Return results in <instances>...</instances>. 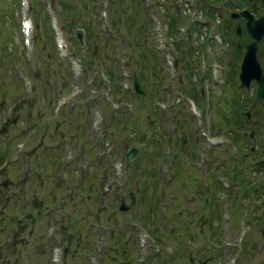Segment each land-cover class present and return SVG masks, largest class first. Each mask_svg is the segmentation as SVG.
I'll return each mask as SVG.
<instances>
[{
	"label": "rangeland",
	"instance_id": "rangeland-1",
	"mask_svg": "<svg viewBox=\"0 0 264 264\" xmlns=\"http://www.w3.org/2000/svg\"><path fill=\"white\" fill-rule=\"evenodd\" d=\"M14 1L0 0V264H48L45 258L48 246L54 242L53 239L63 235V254L67 264L85 263L84 253L89 250L91 235H94L96 245L87 255V264H130L137 255L138 264L162 263L159 261H165V264H264V237L259 231L261 228L264 232V163L259 168L254 166L256 155L250 154L248 148L252 140L247 134L249 128L255 136L264 134V102L259 98L252 100L254 82L251 81L247 88L239 87L234 74L232 81L226 80L221 87L228 93H223L222 100L226 101L227 95H234L236 130L243 128L246 135H237L234 157L220 156L223 158L220 162L226 163L225 177L228 178L229 172L236 168L232 174L237 182L231 183L233 186L229 191H239L238 201L229 200L228 192H224L227 200L222 198L224 203L217 207L216 202L208 203L202 198L203 194L209 196L208 181L212 177V169L208 173L194 170L189 161L192 155L190 148L176 143V154L167 156L169 172H164V168L159 166L154 169L161 158L159 146L165 130L159 122L155 102L166 103L168 118L173 117L175 108L181 107V103L173 102L175 91L186 89L184 73L187 72L189 82L196 85L192 72L205 71L202 69L204 61L210 54L198 47L199 43L193 36V45L186 55L189 60L181 61L183 65L179 62L176 68L181 81H176V75L172 83L165 80L168 68L164 71L162 66L166 67L167 59L164 64L165 52L162 56L159 54L154 38L162 37L166 30L164 24L170 15L167 0H148L146 7L145 0H65L69 2L65 7L64 0H54L55 14L62 22V35L67 39L68 50L81 53L76 56L82 68L77 61L72 63L66 55H59L62 49L54 46L55 50L51 51L40 11L42 8L43 13L47 0H32L31 5L27 0L15 2V5ZM198 1L174 0L179 7L175 23L189 20L185 4L192 6ZM211 1H216L219 18H227L230 9L243 7L253 14H264V0ZM26 7L33 16L35 34L30 58L22 55L17 32L20 14ZM103 8L104 16L99 13ZM146 10L150 12L148 17ZM153 12L158 21L154 28ZM198 12L196 6L192 17ZM208 21L212 22L211 19ZM238 23L239 30H242L243 19L239 18ZM77 25H84L85 40L81 44L72 39ZM169 31L167 29L165 35ZM168 34L172 36L173 33ZM238 35H233L234 41ZM243 37L241 32L240 41H247L248 38ZM238 48L235 47L233 55H230L229 71L231 64L235 70L238 68L242 50ZM227 52L229 54V48ZM173 55L177 61L180 60L179 54L173 51ZM255 55L264 73V37L256 43ZM117 57L122 61L120 68L116 64ZM226 59L227 54L222 51L220 72L225 71ZM108 68L112 69L109 74ZM118 68L124 70V74H119ZM134 70L144 88L138 98L131 94L130 74ZM120 79L129 83L127 93H123V81L120 84ZM206 81L209 82L208 79ZM167 83L170 86H166ZM205 83V79L200 81L201 95L194 93L202 115L206 112L205 91L211 90L210 86L205 87ZM96 89L98 92L94 95ZM102 91L110 99L117 95L112 99L115 103L120 101L129 105L134 101V139H143L144 142L127 164L121 154L130 141V111L133 109L124 105L116 110L103 107L106 103ZM28 98L31 99L29 108ZM218 105L222 107L221 100ZM97 110L100 118L95 120ZM27 112L29 115L25 119ZM176 115L181 116L182 113ZM5 117L7 120L4 121ZM27 123L28 127L32 125L29 135L26 133ZM182 123L183 120L179 125ZM100 129H105L102 138L97 135ZM236 132L241 133L240 130ZM57 133L64 136L63 143L59 145L54 144ZM65 145H70L68 156L64 157L65 160L59 159ZM252 148L260 149L255 144ZM27 149H30L28 154L24 153ZM222 149V145L218 146L215 153ZM10 154L16 155V159L6 158ZM56 163L64 169L59 182L53 173ZM26 164L28 169L24 168ZM112 164L119 166L120 171L115 169L116 176L111 173ZM37 172L40 174L36 177ZM170 173L172 178L167 179ZM107 181L111 187L103 204H99L92 197L91 188ZM65 187H70L71 191L64 202L59 203L58 197ZM200 190L202 195L198 193ZM129 191L131 195H128ZM189 192L193 197L188 198ZM119 194L123 195L126 203L124 210L117 209ZM45 206L52 209L55 227L61 225L64 229L53 239L42 234V209ZM199 214H202L200 218ZM15 218L22 219L17 227ZM98 224H102L105 231L102 238L95 241ZM86 228H91L92 233L85 231ZM153 228L156 230L152 231ZM7 229H14V233L6 235L9 233ZM138 236L142 239L139 245L136 243ZM225 241L231 244H225ZM169 247L170 260L164 251ZM188 254L193 255L189 260Z\"/></svg>",
	"mask_w": 264,
	"mask_h": 264
},
{
	"label": "flooded vegetation",
	"instance_id": "flooded-vegetation-1",
	"mask_svg": "<svg viewBox=\"0 0 264 264\" xmlns=\"http://www.w3.org/2000/svg\"><path fill=\"white\" fill-rule=\"evenodd\" d=\"M227 26L226 21H221L219 24V30L218 34L222 42H224V49L228 50L229 48V54L228 52H225L228 57L230 55H233V52L235 50V47H239L237 40L234 37H231L229 35H224L220 36L223 32L224 29ZM223 28V29H222ZM210 24L209 23H204L200 22L198 20H190L187 22L185 25V28L182 31V35L179 36L180 39H177L175 41L172 38L170 45L173 50H178L180 47H182V52L180 54V60L177 61L176 59H172V64L173 67L176 69L178 66V63L181 61L189 60L186 58V55L188 54V51L191 49L192 43V37L195 36L197 42L199 43V48H202L207 50L210 54L209 57L212 56L217 62V65H221L220 61V48L216 45L213 37L211 36L210 32ZM193 34V35H192ZM234 34V32H233ZM241 36V35H240ZM226 38V39H225ZM229 41H231V44H229ZM239 42L240 41L239 38ZM198 48V49H199ZM241 50V49H240ZM199 53V52H198ZM182 58V59H181ZM208 60V59H207ZM234 65V64H233ZM205 71L200 72L198 70H193L192 75L193 78L196 79V85L192 83L191 81L189 82V75L187 72L184 73L185 76V85L186 89H180L176 90V96L175 100L173 102H178L181 103V107H177L174 110V116L168 118L165 120V127H164V141L166 142L167 146V156L169 155H174L176 154V147L175 144L181 145V146H186L190 148V151H192V155L190 160H192L196 155L199 154V151L202 147H204V142H205V137H208L210 140L217 139L218 143L217 146L215 147L214 145L212 147L207 146V152H205L206 159L202 160V163L200 166L202 167L203 170L210 171L211 169H214V167H220V156L227 155L229 157H234L236 154L237 150V130H236V110L234 106V100H233V94L231 95V98L229 99V102L227 103V109L225 108L221 113L220 110L212 105L211 99L206 98V105H205V115H202V110L198 106V101L195 99L196 94H202L203 88L202 85L200 84V81H204V76L206 75V70L209 71V68L206 66V69L203 67ZM224 73V78L231 82L232 79L234 78V68L230 69L229 73L223 72ZM227 74V75H226ZM208 75V74H207ZM181 76L179 72L177 71L176 73V81L180 82L181 81ZM173 82V81H172ZM171 82V83H172ZM205 87L208 88V82L205 80ZM170 86V85H169ZM209 92H211L208 89ZM165 97H166V92H165ZM181 98V99H179ZM202 100L203 97H202ZM172 101V100H171ZM186 101V105H185ZM188 102H191L193 105V111L190 110ZM156 103V102H155ZM203 108V106H202ZM157 109V107H156ZM180 109V111H179ZM212 111V114H209V112ZM181 112V116H177L176 114ZM165 113H167V107L165 106ZM158 114V110H157ZM248 118V117H247ZM183 120V123L179 125V122ZM252 129V128H250ZM245 131V130H244ZM202 135H201V133ZM251 136V148L249 145V151L251 152V155H256V160L257 159H263L264 163V134L262 136H258V134L255 135H248ZM220 139L222 140V152L216 156L215 154V149L219 146L220 147ZM241 138H239L240 140ZM244 144H246L244 142ZM255 144L257 147H260L259 151L258 148L253 149L252 146ZM263 144V145H262ZM246 154V152H243ZM242 153V154H243ZM234 160V159H233ZM255 160V161H256ZM218 163V164H216ZM169 165V164H168Z\"/></svg>",
	"mask_w": 264,
	"mask_h": 264
},
{
	"label": "water",
	"instance_id": "water-1",
	"mask_svg": "<svg viewBox=\"0 0 264 264\" xmlns=\"http://www.w3.org/2000/svg\"><path fill=\"white\" fill-rule=\"evenodd\" d=\"M230 15L236 18L234 22L236 33H239V23L237 19L242 18L244 30L247 35L251 37L248 42L243 44L244 51L242 53L240 68L238 71L240 85H247L249 79L253 78L256 83L253 99H258L260 97L264 98V74L261 72L258 59L255 55L256 43L264 33V15L258 14L255 16L245 7L230 11ZM81 34V28L74 29V35L80 42L82 41ZM132 86L135 95H141L144 92V88L140 85L135 76H132ZM138 144V142L132 141L127 146L124 154L126 162H128L135 155Z\"/></svg>",
	"mask_w": 264,
	"mask_h": 264
},
{
	"label": "trees",
	"instance_id": "trees-1",
	"mask_svg": "<svg viewBox=\"0 0 264 264\" xmlns=\"http://www.w3.org/2000/svg\"><path fill=\"white\" fill-rule=\"evenodd\" d=\"M64 3V7H65V5L67 4L65 1L63 2ZM200 9L203 11V12H205V13H207V14H212L211 12H212V10L210 9V7H208V6H205L203 3H201V5H200ZM33 8H34V6H33ZM225 21H227L228 22V26H229V22H230V20L229 19H225ZM170 26H171V20H167V28L168 29H170ZM74 40V39H73Z\"/></svg>",
	"mask_w": 264,
	"mask_h": 264
}]
</instances>
